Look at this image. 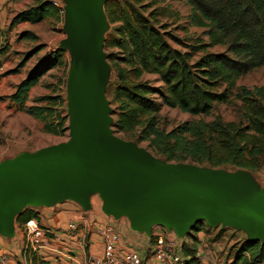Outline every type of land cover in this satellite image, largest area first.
I'll return each mask as SVG.
<instances>
[{
  "label": "trees",
  "instance_id": "obj_1",
  "mask_svg": "<svg viewBox=\"0 0 264 264\" xmlns=\"http://www.w3.org/2000/svg\"><path fill=\"white\" fill-rule=\"evenodd\" d=\"M185 1L190 6L188 23L203 28L207 38L196 45L202 53L194 61L190 53L171 45V40L177 42L178 37L166 29L165 23L158 24L153 11L145 13L130 0H106L107 17L117 25L105 38L104 49L116 47L124 54L123 66L116 65V77L107 84L106 94L116 103L112 112L114 132L136 143L146 142L145 147L165 162L260 170L264 167V86L248 87L238 85L237 81L252 69L264 67V0ZM58 15L52 0H38L17 11L10 25L37 23ZM20 37L35 38V35L24 31ZM216 45L226 48L223 52L207 51ZM61 54L58 49L53 51L8 95L20 109L43 121L44 132L58 136L67 130V114L62 115L60 110L64 98L59 94H45L36 98L34 105L26 106L25 101L30 88L62 62ZM30 56L31 53L26 54L17 67L5 74L16 72ZM106 58L110 60L109 55ZM145 73L158 75L161 87H154L143 79ZM218 104L234 106L236 120L223 121L216 115L206 121L203 117L211 115ZM162 106L201 117L167 130L159 123L158 112ZM131 134L134 139L128 137ZM31 218L39 221L38 213L29 209L18 221L23 224ZM194 229L201 230L198 225ZM189 236L191 241L181 244L185 264H207L195 256L197 235ZM150 242L153 244L152 236ZM25 255L27 264H50L35 252L28 250ZM258 263L264 264V242L250 239L233 245L225 262Z\"/></svg>",
  "mask_w": 264,
  "mask_h": 264
},
{
  "label": "water",
  "instance_id": "obj_2",
  "mask_svg": "<svg viewBox=\"0 0 264 264\" xmlns=\"http://www.w3.org/2000/svg\"><path fill=\"white\" fill-rule=\"evenodd\" d=\"M104 1L79 0L77 6L63 7L67 37L61 46L71 55L67 79L71 138L60 145L61 157L51 173L28 161L0 169V216L19 210L26 202L51 203L63 196H79L85 190L100 191L118 213L126 212L131 217L136 228L148 229L147 234L152 223L174 227L183 234L203 217L187 216L179 199L175 195L167 196L165 180L188 176L187 172L193 171L191 165L157 161L145 149H136L134 143L113 138L110 131L106 137L119 150L116 161L104 157V147L92 151L84 148L83 131L90 115L102 114L106 126L113 122L108 115V101L101 109H105L103 113L93 106L99 103L110 70L102 52L107 27ZM215 177L211 173L200 179L216 181ZM250 240L264 242V233Z\"/></svg>",
  "mask_w": 264,
  "mask_h": 264
},
{
  "label": "crops",
  "instance_id": "obj_3",
  "mask_svg": "<svg viewBox=\"0 0 264 264\" xmlns=\"http://www.w3.org/2000/svg\"><path fill=\"white\" fill-rule=\"evenodd\" d=\"M17 1L1 0L0 44L2 43L1 31L4 25L9 23L15 15L12 10H14L13 7ZM57 1L63 7L79 5V0ZM63 49L66 52L69 51L67 48ZM91 63L94 62L91 61ZM105 64L109 65L106 58ZM68 66L70 68V62ZM66 79H68V75ZM106 87L107 85H105L104 91L99 95V103L97 105L93 103V106L98 111L103 109L105 105L107 106ZM66 98L65 100L68 101ZM103 112H105V109L101 110V113ZM66 114L68 117V113ZM108 115L111 118V114ZM66 126L67 130L65 134L68 141L71 138L69 118L67 119ZM109 131L113 138L122 142L134 143L136 149H145L152 158L159 161V157L148 151L146 147L114 132L111 124L106 126V120L102 114L100 116L90 115L87 129L83 131L86 139L84 148L92 151L104 147V157L110 162L116 161L119 157V150L114 148L115 145H113L111 138L106 137ZM131 158L128 157L129 162ZM167 164H179V162H167ZM181 164L191 165L193 171L187 172L188 176H183L181 179L166 178L167 196L175 195L182 203V209L187 212V216L192 215L196 217L197 215H202L203 217L199 222L185 231L181 238L176 235L177 231L174 227H167L156 223L151 224V229L153 230L151 234H147L146 231H132L133 229L131 230L130 228H133L134 224L126 212L118 213L115 207L107 202L100 191L90 192L85 190L79 196L67 195L51 203L26 202L19 210L5 216L1 215L0 257L7 255L14 261L19 257L18 261L21 264H27L23 224L19 223L18 217L29 209L38 213L39 222L42 226L59 229L64 228L68 222H73L78 226L76 233H64L63 241L58 244L50 242L37 250V255L47 260L50 264H92L87 261V258L89 256H99L103 250V242L99 235V229L113 224L117 228L116 232L119 237L117 246L120 249L136 250L133 242L137 244H142L145 241L150 242V236L154 237V234L164 232L173 237L176 235L177 238H175L181 246L182 242L189 243L191 241L189 234L192 233L197 235L199 240L197 250H200V244H202L210 256L212 253L209 250L208 243L202 238L206 236V234H202L204 230L216 228L230 230L238 236V241L261 236V233H264V167L253 172L233 165L211 167L187 162H181ZM211 173L216 174V181L200 179L207 177V174ZM113 212H115L117 217H112ZM212 223L216 224L213 225ZM195 225H198L201 230L195 231ZM203 225L205 226L204 229ZM168 228H170V231L166 232L165 229ZM183 237H187V239ZM130 242L133 244L132 246L129 245ZM144 257H147V264H154L150 251L149 255L146 254ZM210 258L211 260L214 259Z\"/></svg>",
  "mask_w": 264,
  "mask_h": 264
},
{
  "label": "rangeland",
  "instance_id": "obj_4",
  "mask_svg": "<svg viewBox=\"0 0 264 264\" xmlns=\"http://www.w3.org/2000/svg\"><path fill=\"white\" fill-rule=\"evenodd\" d=\"M36 1L38 0H21L20 2L18 0L13 7V14L32 5ZM130 1L138 5L145 13L153 11L158 20V24L165 23L166 29L172 35L178 37V40H176L177 42L171 40L170 43L173 47L190 53L193 61L201 56L202 52L198 51L196 45L200 40L206 41L207 38L202 33L203 28L195 27L188 23L187 17L190 14V6L185 0ZM104 5L105 3L103 4V9L107 22V27L104 33L105 42V38L109 35L108 33L112 32V28L117 24H112L111 21H109ZM10 21L4 25V28L1 31L2 43L0 44V169L6 166L17 167L21 163L28 161L36 166L42 167L45 172L51 173L59 162L61 157L60 145L67 141V135L64 134L63 136H58L44 132L42 130L43 121L32 117L24 110L20 109L18 104L9 100L8 95L14 91L16 84L22 78H24L34 67L48 59V56H50L53 51L58 49L62 52V62L48 70L46 74H44L40 80L30 88L25 105L29 106L36 104L34 100L45 94H59L64 98L63 109H60L61 114L64 115L67 113L69 105L68 101L65 100L68 95L66 78L69 73L68 65L71 61V55L69 51L66 52L61 46L62 41L67 37L65 16L64 14H59L57 17H46L37 23L19 22L13 26L10 25ZM102 27L103 26H101V28ZM92 29H94L93 25L91 27V30ZM24 31L33 33L35 38H21L20 34ZM89 40L90 37L88 41ZM225 48V45H216L207 48V51L223 52ZM34 50L35 52H33ZM102 52L105 56L109 55L110 57V60L108 61L110 70L106 75L105 83L107 85L110 81H114L116 77L114 75L116 65L123 66L122 58L124 54L116 47H106V49H104V45ZM28 53H31V56L16 72L5 74L7 70L17 67V64L20 63ZM6 54L7 56H5ZM143 79L148 80L154 87H161L162 85L156 74L145 73ZM237 84L248 87L254 85L264 86V67H258L247 72L238 79ZM105 91L107 92V87ZM106 98L111 118L113 120L112 123H114L115 116L112 112L115 110L116 103H113L111 101V96H107V94ZM216 115L220 116L223 121H233L236 120L237 117L234 106L229 104H218L211 115L204 116L203 118L206 121H209ZM158 117L160 126L169 130L184 121L196 120L201 116H193L188 113H183L176 108L162 106L158 112ZM131 135L128 137L134 139L135 137ZM132 141L135 142L134 140ZM138 144L143 147L146 146V142ZM159 160L163 161V159L160 158ZM114 216L117 217L115 212L112 213V217ZM112 226L115 230L117 229L114 224ZM204 228L205 226L203 225V229ZM130 229H133L132 231L140 232L148 230L145 229L144 226L137 228L136 226H133V228ZM165 230L166 232H169L170 228ZM220 231L221 229L216 228L204 230L202 232V234H206V236L202 238L208 243L209 250L212 253L210 256L204 245L200 244L199 249L204 250L206 256L203 257V260L207 264H225L230 253V248L238 243V236L230 230L227 231L225 229L224 231ZM160 232H162V230H160ZM151 233H153L152 229L149 230V234ZM176 235L181 238L184 234L176 233ZM176 235H174V237L177 238ZM183 238L187 239V237ZM133 244L141 257H144L148 254V251L153 248V245L147 241L142 244L133 242ZM133 244L130 242L129 245L132 246ZM210 257L214 258V261L211 260ZM18 259L19 257L15 261L17 264H21Z\"/></svg>",
  "mask_w": 264,
  "mask_h": 264
},
{
  "label": "built area",
  "instance_id": "obj_5",
  "mask_svg": "<svg viewBox=\"0 0 264 264\" xmlns=\"http://www.w3.org/2000/svg\"><path fill=\"white\" fill-rule=\"evenodd\" d=\"M52 4L58 9L59 14H64L63 6L57 1L52 0ZM2 2L0 0V15ZM25 237V253L29 250L37 254V250L45 244L53 242L58 244L63 241V234L76 233L78 226L73 222H68L64 228L53 229L44 227L36 219H28L22 225ZM99 235L103 242V250L99 256H89L87 261L92 264H147L143 261L138 251L127 248H118V234L115 228L105 226L99 229ZM153 248L150 250L151 259L154 264H185V257L181 252L178 240L170 234L156 233L153 237ZM195 256L202 259L204 251L197 250ZM0 264H17L7 255L0 257ZM261 264V263H258Z\"/></svg>",
  "mask_w": 264,
  "mask_h": 264
}]
</instances>
